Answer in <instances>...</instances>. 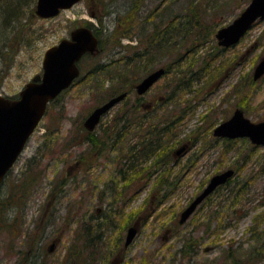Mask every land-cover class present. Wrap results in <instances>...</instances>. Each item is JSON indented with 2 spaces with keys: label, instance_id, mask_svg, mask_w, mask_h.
<instances>
[{
  "label": "rangeland",
  "instance_id": "1",
  "mask_svg": "<svg viewBox=\"0 0 264 264\" xmlns=\"http://www.w3.org/2000/svg\"><path fill=\"white\" fill-rule=\"evenodd\" d=\"M16 1L19 16L14 20L10 19L3 31L0 25V34L3 32L4 37L0 40V94L11 97L16 96L33 76L41 73L44 51L61 38L67 37L75 25L88 21L98 27L94 14L97 12L96 16H100L101 7L98 0L97 5L94 0H81L49 19L33 14L36 0H0V10H8ZM127 1L104 0L111 10L123 9ZM167 2L169 0L144 1L142 16L147 15L158 4ZM248 2L249 0H209L205 17L207 20L215 18V32L218 27L231 22ZM90 6H97L99 12L93 9L94 14L91 16ZM171 6L175 12H182L187 6V0H178ZM114 16L115 13L111 15ZM111 17L102 14L104 25L112 26ZM135 40L137 42L135 38L129 42L124 39L122 44H133ZM213 43H216L214 33L202 46H195V56H189L185 52L179 68L185 70L188 60L193 62L190 66L191 73L185 74V77L175 74L180 63L174 65L171 56H158L153 64L143 66L147 69L142 73L137 71L135 78L125 83L128 86L134 84L146 72L159 65L167 66L163 76L143 97L145 103L150 100L154 102L152 98L156 100L159 96L165 98V101L157 103L151 110V116L155 120L152 121L154 127L159 124L156 132L158 130L160 133L159 128L162 126L157 117L161 118L162 123L166 119V122L170 119L172 121V115L179 109L178 106L184 108L175 121L177 125L168 132L167 138L173 136L175 140L167 143V147L161 141L159 145L161 149L167 148L168 154L169 151L172 154V150L186 141L190 142L189 148L183 155L176 157L172 154L174 158L168 155L170 159L166 164H154V156H150L146 162V155L137 159L140 160L139 164L145 163L151 170H156L148 180L145 177L137 181L138 174L134 181L129 180L130 178L126 180L127 176L125 180H121L119 170L126 172L132 168V165L126 166L129 158L122 161V155L126 154L125 148L117 149L116 145L112 149L89 146L81 128L85 116L107 99L113 90L121 87L115 79L112 81L110 78L103 86L100 85L108 74L91 71L90 68L95 63L117 58L124 49L115 47L111 51L105 50L100 56L80 63L81 75L84 76H80L77 79L81 78L80 81L50 102L45 115L0 188V199L8 198L0 205V264H18L25 258L30 260L28 264L34 259L35 264H84L86 254L92 252L87 244L84 246L87 241L91 245L99 241L105 244L102 255L108 252L115 241L118 243L110 253L107 264L115 258L118 260L117 264H228L225 249L230 245L233 253L240 259L246 256L251 245L261 244L264 252V233L261 235L262 239L256 241L249 230L255 224L254 217L264 209V145L254 146L246 138L235 139L227 144L230 147L223 152L225 145L222 144V138L212 135L213 128L231 115L238 100L246 104V116L252 121L264 118V78L251 85V89L249 86L243 87L239 96L233 93L236 82L243 80L245 75L251 74L252 77L255 64L264 56V20L253 24L233 46L219 47L220 56H212L217 51L213 48ZM151 56H155V53ZM181 80H188L189 83L183 86ZM115 84H118L117 87ZM133 99L134 94L131 92L127 102L115 104L102 117L96 132L101 133L102 128L106 131L112 129L113 133L120 131L124 121L131 117ZM134 119L137 122L139 117L134 116ZM116 137L118 138V134ZM151 137L157 139L154 135L149 136L150 139ZM140 138L135 129L123 136L121 134L118 145H136ZM110 143L113 144V141ZM153 144L157 143L153 141ZM245 152L248 157L243 161ZM228 167L235 169L230 177V186L234 183L239 185V182L248 179L242 190L244 196H239L238 199H241L243 207L232 214L233 208L241 206V203L231 205L228 190L230 186L226 188L225 183L217 187L184 223L177 222L174 225L179 213L202 190L210 177ZM170 171L171 175L168 174ZM166 173L169 182L179 175L177 183H172L175 187L170 188L169 185L170 187H163L161 191L154 190L158 178ZM32 179L34 181L30 183ZM27 181L29 183H24ZM119 190H125L124 194H117ZM165 193L168 195L162 198ZM226 197L228 198L223 202L227 206L217 207V202ZM212 202L214 204L211 208ZM216 208L221 213H218L219 218L211 220L210 229L214 231H204L208 213ZM104 213L111 216L112 227H102L107 224ZM131 213H134L132 218ZM51 217V221L46 222ZM122 217H126L129 222L124 227L121 226ZM132 223H138V230L130 244L124 247L126 229ZM101 227L104 235L98 239ZM257 228L264 232V221L258 223ZM83 231L87 236L86 242L85 238H77L84 235ZM37 232L43 233L44 237L39 239L38 246L35 245L36 250L27 251L29 244L36 240ZM188 236L197 239L199 243L192 254L183 256L181 247ZM54 239L57 242L54 243ZM73 242L85 251L78 258L74 255L67 256L70 249H74ZM50 244L53 249L44 253L45 247ZM74 252L75 249L72 254ZM261 257L260 262L253 261L251 264H263ZM104 261L95 256L90 264H104Z\"/></svg>",
  "mask_w": 264,
  "mask_h": 264
},
{
  "label": "trees",
  "instance_id": "2",
  "mask_svg": "<svg viewBox=\"0 0 264 264\" xmlns=\"http://www.w3.org/2000/svg\"><path fill=\"white\" fill-rule=\"evenodd\" d=\"M94 1L96 5L100 1V5H101V7H99L100 15L103 14V16L111 17V15H114L115 13V16L111 17V20H113V23L110 24V26L112 25L111 27H109L108 25H104V22H102V16H99V17L97 16V19L99 21L98 25L100 27L95 28V32L99 39V43H98L99 51H102V52H104L105 50L111 51L115 47H122L124 49L123 53L119 57L114 58V59L111 58L109 59L108 62H105V63H100V62L95 63L92 66V68H90L91 71L96 70L102 74H105V73L108 74V76L104 77L101 83H99L100 85L103 86L105 81L107 80L110 81V79L112 81L113 79H115L116 83L120 84L121 87H119V89L117 90L116 89L113 90L114 92H112L111 95L118 94L125 90L129 91L130 89H132L134 84L131 83L129 84V86L126 85L125 83L127 82V80L135 78L137 71H141L142 73L144 69H147V67L143 68V66L153 64L157 60L158 56H171L172 57L171 60H172V63H174V65L176 63H180L178 68L176 69L177 71H175V74L177 75L180 74L179 77H182L183 75L185 77L188 73H191L190 66L193 63L188 60V65H187L188 67L185 70H181V68H179L180 66H182L183 61L181 60H182L183 55L186 54L185 52L189 53V56H195L194 55L195 46L196 45L202 46L209 38H211L213 33H215L214 32L215 18L211 20H207V18L205 17L206 16L205 9L207 8L209 0H187V6L182 12H175L172 9L171 5H174L178 0H169V2H167L166 4H163V5L158 4V6H156L155 9L151 10L150 12H148L147 15H144V16H142L141 12L145 10L144 6L146 2L144 5L143 3L146 0H128L126 2L127 4L121 10L108 9L107 3L104 2V0H98V2L96 0ZM16 3H18V1L12 4L13 6H11L10 8L8 7V10L6 8L0 10V25H2L1 31L6 29V25H8V22L10 21V19L14 20L16 19L17 16H19L18 8H17L18 6ZM90 7H91V10L97 9V11L99 12L97 6H90ZM142 7H143V10L141 11ZM96 15H97V12H96ZM2 35H3V32L0 34V40L4 38L2 37ZM123 38H127L130 40L135 38L137 39V42L134 44H122L121 41ZM109 46L110 48H108ZM213 48L217 51L212 56H220V53H218L220 48L218 47L216 43H213ZM152 53H155V56H151ZM87 59H93V58L90 56H87L86 58H84V61ZM138 68L140 69L137 70ZM194 74L195 73L193 72L192 75L194 76ZM181 82L183 86H185L186 83H189L188 80L187 82L186 81L183 82L181 80ZM256 82H258V80L254 81L251 77V74L245 75L243 80L240 79L233 86V93H236L239 96L241 91L243 90V87L249 86V88L251 89V85L256 84ZM118 84H115V86L117 87ZM124 102H126V100ZM236 104L238 107L242 108L244 111L246 110V104L245 105L242 104L241 100L240 101L238 100ZM178 107L179 109L175 110L172 115V121H170L171 119L168 120L167 121L168 123H164L161 126L162 128H159L161 130L160 133L158 132V130L157 132L155 131V129H158L159 124H157L156 128L153 130L152 127L154 125L152 121L144 120V118L141 117L142 114L140 110L134 107H130L131 109L130 118L131 119L133 118V120H129L130 118H127L124 121V123L121 125L120 131H124V132L120 133V131L117 130L113 133L112 129L106 131L105 128H102L101 133H97L96 131L93 133H89L88 130H86L85 128L83 127L81 128H82V131L86 139V144L88 145L90 144L89 146H94L99 149H105L106 147H109L112 149L116 146H117V149L124 150L125 148L126 154L124 155L128 157L129 159L134 160L132 168L125 172L124 177L126 178L127 176L126 180L130 178L129 180L134 181L136 179L137 174H138L137 181H141L145 177H146L145 179L148 180L151 177L152 173H155L156 170L153 171L151 170L150 167L146 166V164L144 163L146 162V159H148L150 156H154V160H153L154 164L158 165L160 163H165V164L168 163L170 159L168 158V155L170 157L173 156L172 154H170L171 151H169V154H168L167 148L161 149V146L159 145V143L161 141L163 146H165L170 141L173 142L175 140V137L172 138L173 136H170L169 138L167 137L169 135L168 133L169 130H172L171 128L177 125V122L175 121L176 119L179 118L182 110L184 109L180 105ZM134 116L139 117L137 122L134 119ZM157 121L160 123L162 122L161 118L159 117H157ZM144 128L147 129V132H149L150 129H152V132L155 131V136H157L156 137L157 139L154 140L153 138V141L157 143L156 145L153 144L152 139L144 138V135H143ZM135 129H136V132L140 134L141 136L140 140L138 141L136 145H132V146L127 145V147H125L124 145L123 146L118 145L120 143L119 137L121 136V134L123 136L124 134L129 133L130 131H135ZM172 132L176 134L175 130H173ZM116 134H118V138L116 137ZM222 140H223L222 144L225 145L223 152H225L230 147L227 144H230L231 141L233 140H229V139H222ZM110 141H113V144L111 143L109 144ZM138 154H141V155H138ZM144 155L147 156L145 158L143 157L145 159V161L143 162L144 165L142 163L139 164L140 160L138 161L137 159H139L141 156H144ZM247 157H248V153L245 152L243 161H246ZM165 159L167 161H165ZM137 167L139 168L137 169L139 170V172H137L136 170ZM168 174L171 175V171ZM168 174L167 173L163 174L162 176L158 178V181L156 183V187L154 188V190L161 191L163 187H166L169 185H171V187L169 186L170 188L175 187L172 183L173 182L177 183V178L179 175H176L174 178H171L169 182ZM33 179L30 181V183L34 181ZM247 181L248 179L243 181L242 183L239 182V185L237 183H234L233 186H230L231 180H229L226 183V188L230 186L228 190L230 192L229 198H231L232 206L234 205V203L235 204L241 203V199L239 201L238 199H239V196H244V193L242 190L244 189ZM234 182H237V181H234ZM24 183L27 184L29 183V181L24 182ZM124 192L125 190L123 191L119 190L117 191V194L123 195ZM232 192H234V194ZM232 194H233V197L231 196ZM162 195H163L162 198H165L168 195V193H165ZM227 198L228 197L217 202L216 206L219 208H225L227 204L223 202V200H226ZM6 200H8L7 197L0 199V205ZM213 204L214 202H212V206L210 205L211 208L213 207ZM243 205L244 204L241 203V206L237 208H233L232 214H236V212H238L239 209L243 207ZM262 205H264V198L262 200ZM232 206H229V207H232ZM218 213H221V211L218 210L217 208L211 210V212L208 213L207 215L208 220L205 223L204 231L211 230L210 229V224L212 222L211 220L214 217L219 218ZM140 214L138 215V217L140 216ZM104 216L106 217L107 224L103 225L102 227H107V226L112 227L111 216L106 215L105 213H104ZM133 216H134V213H131L130 218H132ZM262 221H264V209L254 217L255 224L250 226L249 228L252 238H256V241H260L262 239L261 235L264 233L262 232V229L259 231L257 228L258 223ZM121 223L123 224L121 226L124 227L129 222L126 219V217H122ZM176 224H177V221L175 220L174 225ZM102 227H101V230H99L97 234L98 239L101 235H104L102 232L103 230ZM121 231L122 229H120V232ZM211 231H214V230H211ZM83 233L85 235L84 231ZM84 235L81 234L80 237H77L76 235V237L78 239L85 238V242H86L87 236L86 235L84 236ZM88 242L89 241H87V243H85L84 246L87 244L88 248L91 249L92 252H90L89 254H86L84 258V262H85L84 264H90L93 261L95 256H98L99 258L105 260L103 263L107 264L109 261L110 253H112V251H114L115 246L118 245V243H115L116 242L115 241L114 245L112 247H109L108 252L102 255V252L104 251L103 247L105 246V244L99 241V242H94L91 245ZM198 243L199 242L197 239H193L190 236L186 237L184 244L181 247L183 256L192 254L194 250L197 248ZM88 244H90L91 248L89 247ZM30 245H29V248H30ZM74 245H75L74 249L76 250V252L72 254V250L74 249L71 248L70 252L68 251L69 254L67 253L68 254L67 256L69 257V256L74 255L76 258H78L79 256H82V254H84L85 251L83 248L77 246L76 242L74 243ZM72 247H73V244H72ZM249 248L250 249L247 252L246 256L244 257L243 255L244 258L242 257L243 259H240L237 254L235 255L233 253L232 246L231 245L228 246L225 249V255H226L225 259L227 260V263L228 264H251V262L253 261L260 262L261 259H259V257L261 256L263 257V260H264L263 246L261 244L257 246L251 245ZM71 264H74V262H71Z\"/></svg>",
  "mask_w": 264,
  "mask_h": 264
},
{
  "label": "water",
  "instance_id": "3",
  "mask_svg": "<svg viewBox=\"0 0 264 264\" xmlns=\"http://www.w3.org/2000/svg\"><path fill=\"white\" fill-rule=\"evenodd\" d=\"M77 1L79 0H37L35 13L41 17L54 16L60 9L71 7ZM257 19H264V0H250L229 24L220 27L215 33L217 43L226 47L235 44ZM97 51L98 39L92 29L78 27L71 31L70 39H62L57 45L45 50L41 75L26 82L18 97L0 95V184L44 115L47 103L68 88L79 75L78 60L86 52L92 54ZM163 72V68H159L149 73L136 85L137 92L146 91ZM262 75L264 56L256 64L253 78L256 80ZM125 95L126 92H122L95 107L86 117L84 125L93 129L101 116ZM213 134L226 138L247 137L253 144L264 145V119L253 122L244 115L242 109L236 108L228 119L214 127ZM184 149L182 146L175 153L180 154ZM233 172L232 168H228L214 174L202 191L181 211L179 223H183L198 204L218 185L225 183ZM136 232V225L128 228L126 246L133 240Z\"/></svg>",
  "mask_w": 264,
  "mask_h": 264
},
{
  "label": "flooded vegetation",
  "instance_id": "4",
  "mask_svg": "<svg viewBox=\"0 0 264 264\" xmlns=\"http://www.w3.org/2000/svg\"><path fill=\"white\" fill-rule=\"evenodd\" d=\"M158 67H163L164 69H165V72H166V70H167V66L166 65H159ZM158 67H156V68H154V69H152L151 71H148V72H146L140 79H138L135 83H134V91H132V93L134 94V99H133V104H131L134 108H138L139 110H140V112H141V114H142V116L141 117H143L144 118V120H147V121H155L154 120V118L151 116V110H153L154 109V107H155V105H157V103L158 104H160V103H162L163 101H165V98L164 97H161V96H159V97H157V99L155 100L154 98H152V100H154V102H152L151 100L150 101H148L147 103H145L144 102V95L151 89V87L159 80H157L154 84H152L146 91H144L143 93H137L136 92V90H135V85L136 84H138L144 77H146L150 72H153L155 69H157ZM163 76V75H162ZM129 97V93H128V95L126 96V98H125V100H126V102L128 101L127 100V98ZM153 119V120H152ZM164 123H167L166 121L165 122H161L160 124L161 125H163ZM98 126H96L93 130H88V132L89 133H93V132H95L96 131V128H97ZM160 128H162V127H160ZM152 129L154 130L155 129V127L153 126L152 127ZM152 129H150V131L149 132H147V129L146 128H144V130H143V135H144V138H149V136L151 135H154L155 136V134L152 132ZM87 130V129H86ZM150 132H152V133H150ZM153 137H151V139H152ZM155 138H156V136H155ZM149 145V144H148ZM182 155H183V153H182ZM122 157L124 158L122 161L124 162V160L125 159H128V157H126L125 155H122ZM133 162H134V160H132V159H129L128 161H127V164H126V166L127 167H131L130 165H133ZM136 163V162H135ZM89 166V165H88ZM91 166V165H90ZM123 166V165H122ZM119 172H120V178H121V180H124V176H125V170L124 171H122L121 172V169L119 170ZM94 214H90V216H93ZM2 216V213H0V217ZM103 216V215H102ZM51 219H52V217L51 218H49V220L48 221H46V222H50L51 221ZM35 236H36V240L30 245V248L28 247L27 248V251H30V250H36L37 248V246H38V241H39V239L40 238H43L44 236H43V233L42 234H39L38 232L37 233H35ZM52 241H54V243L55 242H57V240H52ZM52 241H51V243H52ZM35 245H37V246H35ZM35 248V249H34ZM53 249V245L52 244H50L48 247H45V250H44V253H47V252H50L51 250ZM38 250H41L39 247H38ZM42 252V251H41ZM28 254V253H27ZM26 254V255H27ZM43 254V253H42ZM34 256V255H33ZM34 259V258H33ZM29 259H27V258H25V259H22V260H20L19 262H18V264H28L29 263ZM41 262V260H39V263ZM117 262H118V260L116 261V260H113L112 262H110V264H117ZM30 264H35V259L34 260H32L31 262H30Z\"/></svg>",
  "mask_w": 264,
  "mask_h": 264
}]
</instances>
